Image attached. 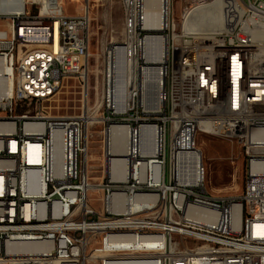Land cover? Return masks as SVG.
Wrapping results in <instances>:
<instances>
[{"label": "built area", "instance_id": "built-area-1", "mask_svg": "<svg viewBox=\"0 0 264 264\" xmlns=\"http://www.w3.org/2000/svg\"><path fill=\"white\" fill-rule=\"evenodd\" d=\"M58 1L0 0V264H264V0H118L122 28L102 39L93 101L91 0H74V14ZM218 1L220 32L182 34L183 15ZM70 78L81 112L52 117L44 104ZM102 110L112 124L100 125ZM201 133L241 144L239 197L206 191Z\"/></svg>", "mask_w": 264, "mask_h": 264}, {"label": "rangeland", "instance_id": "rangeland-1", "mask_svg": "<svg viewBox=\"0 0 264 264\" xmlns=\"http://www.w3.org/2000/svg\"><path fill=\"white\" fill-rule=\"evenodd\" d=\"M91 46H90V88L89 99H94V79L102 66L101 42L103 38L113 35L117 39L120 35L123 13L118 0H91ZM82 4L66 2L69 14L82 13ZM181 11L177 5L176 14ZM0 28H4L3 25ZM113 31V34H112ZM84 91L76 78L66 79L60 90L44 104L46 111L52 117L78 115L81 112ZM196 145L202 152L206 170L205 189L214 197H239L244 189L245 157L243 148L236 140L218 135H198ZM100 137L94 134L91 148V168L95 172L94 178L101 170ZM92 194V200L95 199ZM99 208V207H98Z\"/></svg>", "mask_w": 264, "mask_h": 264}, {"label": "bare ground", "instance_id": "bare-ground-1", "mask_svg": "<svg viewBox=\"0 0 264 264\" xmlns=\"http://www.w3.org/2000/svg\"><path fill=\"white\" fill-rule=\"evenodd\" d=\"M67 1L73 2L74 0H59L57 2V10L60 14H69L66 8ZM150 8L151 13L154 14L157 7L153 5ZM225 10L226 1H218V4H207L206 12L199 13L196 18H194V12H187L182 16V34L194 32V37H201V30H204V32H220V13L225 12ZM39 23H46V16H39ZM241 29H243V22H232L230 25L231 38L240 39ZM149 82H158V75H149ZM9 89L10 86L7 83L6 70L3 62L0 60V100L8 93ZM112 122L113 111L102 110L100 125H110ZM115 151L119 154H125L122 142L118 144ZM100 161L102 166L101 171L103 172V160L100 159ZM89 219L93 220V223H103V215H100V210H91L89 212ZM78 221H85V211H78ZM89 239H96V232H89ZM103 250L104 243H97L96 251ZM92 264H108V260L106 257H94L92 259Z\"/></svg>", "mask_w": 264, "mask_h": 264}]
</instances>
